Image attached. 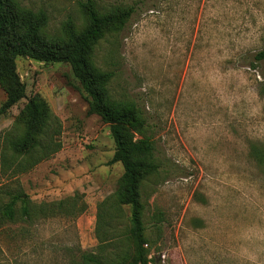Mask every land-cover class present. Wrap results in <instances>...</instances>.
<instances>
[{"label":"rangeland","instance_id":"1","mask_svg":"<svg viewBox=\"0 0 264 264\" xmlns=\"http://www.w3.org/2000/svg\"><path fill=\"white\" fill-rule=\"evenodd\" d=\"M15 1L45 15L48 37L62 38L69 24L80 30L86 22V0ZM94 1L100 12L134 9L122 30L99 40L93 60L113 74L111 97L136 105L154 142L160 168L141 184L148 258L264 264V60L255 59L264 52V0ZM15 67L25 98L0 114V167L2 152L8 159L0 170V209L7 192L24 193L31 219H22L20 200L13 221L0 216V264L125 259L132 254L129 206L112 214V241L99 242L104 226L96 232L98 206L116 200L123 174L111 162L109 125L88 112L68 64L18 57ZM34 95L60 120L61 148L20 171L8 142L23 135L20 111ZM5 100L0 86V107Z\"/></svg>","mask_w":264,"mask_h":264},{"label":"trees","instance_id":"2","mask_svg":"<svg viewBox=\"0 0 264 264\" xmlns=\"http://www.w3.org/2000/svg\"><path fill=\"white\" fill-rule=\"evenodd\" d=\"M80 7L86 19L84 27L77 30L69 24L64 37L52 38L43 31L46 17L42 12L26 10L15 0H0V86L6 93L0 114H4L25 98V86L16 73L15 60L18 57L68 64L86 94L88 112L99 116L110 127L115 144L111 162H119L123 168L115 194L116 200L108 197L98 206L96 232L102 225L106 236H98V240L101 243H109L116 237L111 226L112 214L118 211L121 205H127L130 210V226L126 235L131 242L132 254L115 264H157L155 257L148 258L149 240L144 236L141 202L142 182L160 168L154 158V142L146 135V121L136 105L111 97L108 86L113 74L99 69L93 60L95 46L99 40L107 33L122 30L134 9L131 6H123L100 12L94 0L81 2ZM255 59L264 60V52H259ZM259 93H264V87L260 88ZM20 117L24 123L23 135L20 139H11L8 147L11 157L16 159V169L26 171L60 150L61 144L57 138L61 134V122L39 95L28 99L20 111ZM1 155L2 171L8 167V159L5 152ZM25 156L26 159L17 161ZM13 170L15 174V168ZM262 171L264 173V149ZM7 196V202L0 209V216L13 221L16 205L20 200L21 217L29 221L30 202L27 195L7 192ZM90 261L95 262L94 258H90Z\"/></svg>","mask_w":264,"mask_h":264},{"label":"built area","instance_id":"3","mask_svg":"<svg viewBox=\"0 0 264 264\" xmlns=\"http://www.w3.org/2000/svg\"><path fill=\"white\" fill-rule=\"evenodd\" d=\"M145 247H147V245H145ZM159 257H160L161 260H163L165 256L164 255H161Z\"/></svg>","mask_w":264,"mask_h":264}]
</instances>
